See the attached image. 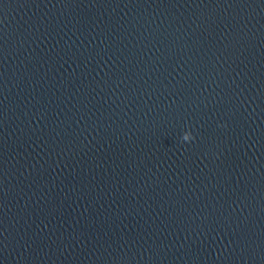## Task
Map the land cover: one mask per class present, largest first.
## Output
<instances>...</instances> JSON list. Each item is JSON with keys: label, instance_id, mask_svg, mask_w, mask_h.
I'll return each mask as SVG.
<instances>
[{"label": "water", "instance_id": "1", "mask_svg": "<svg viewBox=\"0 0 264 264\" xmlns=\"http://www.w3.org/2000/svg\"><path fill=\"white\" fill-rule=\"evenodd\" d=\"M0 264H264V0H0Z\"/></svg>", "mask_w": 264, "mask_h": 264}, {"label": "clouds", "instance_id": "2", "mask_svg": "<svg viewBox=\"0 0 264 264\" xmlns=\"http://www.w3.org/2000/svg\"><path fill=\"white\" fill-rule=\"evenodd\" d=\"M184 139L186 140V139H188V137H187V136H185V137H184Z\"/></svg>", "mask_w": 264, "mask_h": 264}]
</instances>
